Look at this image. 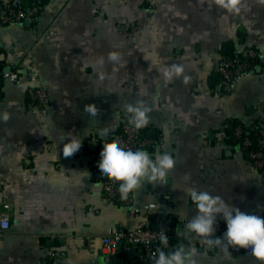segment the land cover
Returning a JSON list of instances; mask_svg holds the SVG:
<instances>
[{
  "label": "crops",
  "instance_id": "crops-1",
  "mask_svg": "<svg viewBox=\"0 0 264 264\" xmlns=\"http://www.w3.org/2000/svg\"><path fill=\"white\" fill-rule=\"evenodd\" d=\"M155 1L150 13L142 0H43L34 20L0 24V60L18 72L3 82L0 101V206H10L0 264H59L53 251H63L67 264H135L130 254L100 252L108 229L135 221L104 200L84 162L100 158L120 124L130 122L128 105L149 109L138 129L159 140L142 150L175 159L165 183L143 182L134 203L153 202L172 215L170 244L196 247L197 264H261L245 251H204L183 233L196 214L188 187L264 217L263 173L225 132L233 119L264 116V0ZM245 47L257 51L254 74L223 93L215 65ZM36 87L46 89L48 108L27 95ZM67 133L81 147L66 157Z\"/></svg>",
  "mask_w": 264,
  "mask_h": 264
},
{
  "label": "built area",
  "instance_id": "built-area-1",
  "mask_svg": "<svg viewBox=\"0 0 264 264\" xmlns=\"http://www.w3.org/2000/svg\"><path fill=\"white\" fill-rule=\"evenodd\" d=\"M28 6L26 3H28ZM144 7L152 13L156 7L155 0H142ZM42 5L38 2L29 0H0V24L17 25L26 19L34 20L39 13ZM257 52L252 47H245L240 50L232 51L229 54L221 55L218 63L215 65V71L219 76L220 86L223 93H228L234 89L237 83L248 76L254 74V67L257 62ZM18 78V72L15 69L6 67L0 71V101L2 99V85L5 80L15 81ZM27 95L35 100L44 109L50 106L49 96L45 88H29ZM258 117L257 124L251 126L257 138L243 135V128L236 124L233 138L240 140L238 145L248 155L250 163L259 169L264 176V116ZM253 123V118L249 124ZM250 128V130H252ZM118 144L126 149H143L153 147L159 143L158 139L146 138L139 133L131 122L124 121L120 124L118 131L108 141V146ZM83 161V160H82ZM100 158L94 154L89 155L88 166L92 170L93 180L100 183L103 198L124 206L127 213L135 221L133 228L108 229L101 240L100 252L107 258L117 257L122 252L125 256L131 250L134 251L132 257L135 264H152V259L156 256L159 248H169L174 250L177 246L170 244L171 230L173 228L174 218L170 214L162 213L153 202L137 205L133 200V192H130L127 198H122L119 181L103 177L99 173ZM10 206L4 203L0 206V230L9 226ZM218 236L226 230V223L218 217L215 225ZM167 234L168 245L163 246L160 242V235ZM198 247L202 250L214 248L209 247L203 238L197 237ZM240 251L250 253L245 249L229 248L232 255H237ZM50 258L59 261V264H67L66 256L63 251H53Z\"/></svg>",
  "mask_w": 264,
  "mask_h": 264
},
{
  "label": "clouds",
  "instance_id": "clouds-1",
  "mask_svg": "<svg viewBox=\"0 0 264 264\" xmlns=\"http://www.w3.org/2000/svg\"><path fill=\"white\" fill-rule=\"evenodd\" d=\"M118 60L117 56L109 57L111 64H116ZM86 109L94 110V106H86ZM126 111L131 114L130 122L136 128L145 126L150 119L147 107L128 105ZM107 135L105 133L103 138L106 139ZM66 136L70 138L65 140ZM65 137L62 151L67 157L80 149L81 139L71 133H67ZM174 165L175 159L167 151L152 155L142 149H126L115 143L112 146L104 144L99 173L103 177L119 181L121 196L127 198L130 192L138 189L145 181L165 183L167 174ZM184 192L196 208V214L189 218L184 226L185 236L192 234L203 238L209 247L221 246L226 254L230 247L248 250L254 258L264 264V217L242 211L207 189L188 187ZM218 217L226 223V230L221 236L214 237ZM159 239L163 246L168 245L167 234H161ZM197 254L198 249L194 246L182 244L169 251L161 247L154 257L153 264H197Z\"/></svg>",
  "mask_w": 264,
  "mask_h": 264
},
{
  "label": "trees",
  "instance_id": "trees-1",
  "mask_svg": "<svg viewBox=\"0 0 264 264\" xmlns=\"http://www.w3.org/2000/svg\"><path fill=\"white\" fill-rule=\"evenodd\" d=\"M29 1H30V0H29ZM31 1H33V2H38V3H41V4H42V2H43V0H31ZM28 4H29V2L26 3L27 6H28ZM256 52H257V51H256ZM228 53H230V52H228ZM3 69H4V66H3V64H2V61L0 60V71H2ZM257 120H258V117L254 116V117H253V123H252V124H249V123H244V122H242V121H240V120H237V119H233V120L231 121V125H228V126L225 128V132H226V134H227V136H226V137H227V138H226V141H228V143L231 144V145H235V144H238V143H239L240 140L235 139V138H233V136H232L236 124H239V125L243 128V130H244V131H243V135H244V136H250V137L256 139V138H257V135L254 133V129H252L251 126L256 125V124H257ZM250 128H251L252 130H250ZM139 133H140L142 136H144V133H143L142 130H140V129H139ZM164 250L166 251V249H164Z\"/></svg>",
  "mask_w": 264,
  "mask_h": 264
},
{
  "label": "water",
  "instance_id": "water-1",
  "mask_svg": "<svg viewBox=\"0 0 264 264\" xmlns=\"http://www.w3.org/2000/svg\"><path fill=\"white\" fill-rule=\"evenodd\" d=\"M129 254H130V255H133V254H134V251H133V250H131V251L129 252Z\"/></svg>",
  "mask_w": 264,
  "mask_h": 264
},
{
  "label": "snow or ice",
  "instance_id": "snow-or-ice-1",
  "mask_svg": "<svg viewBox=\"0 0 264 264\" xmlns=\"http://www.w3.org/2000/svg\"><path fill=\"white\" fill-rule=\"evenodd\" d=\"M221 2H222V0H221ZM235 3V0H233V4Z\"/></svg>",
  "mask_w": 264,
  "mask_h": 264
}]
</instances>
